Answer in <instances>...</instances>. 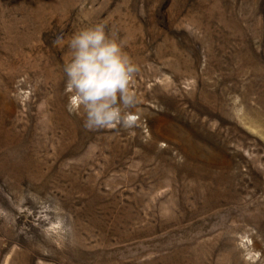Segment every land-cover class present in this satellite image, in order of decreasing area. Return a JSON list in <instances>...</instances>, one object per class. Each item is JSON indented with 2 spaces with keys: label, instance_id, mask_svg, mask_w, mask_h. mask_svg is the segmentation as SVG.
I'll list each match as a JSON object with an SVG mask.
<instances>
[{
  "label": "rangeland",
  "instance_id": "rangeland-1",
  "mask_svg": "<svg viewBox=\"0 0 264 264\" xmlns=\"http://www.w3.org/2000/svg\"><path fill=\"white\" fill-rule=\"evenodd\" d=\"M99 23L129 128L66 107ZM0 264H264V0H0Z\"/></svg>",
  "mask_w": 264,
  "mask_h": 264
},
{
  "label": "clouds",
  "instance_id": "clouds-1",
  "mask_svg": "<svg viewBox=\"0 0 264 264\" xmlns=\"http://www.w3.org/2000/svg\"><path fill=\"white\" fill-rule=\"evenodd\" d=\"M53 43L63 46L64 38L58 36ZM66 47L67 110L81 116L88 130L131 127L130 112L138 104L131 84L139 68L124 51V42L112 38L99 23L75 32Z\"/></svg>",
  "mask_w": 264,
  "mask_h": 264
}]
</instances>
